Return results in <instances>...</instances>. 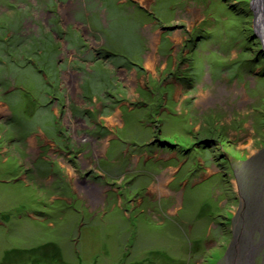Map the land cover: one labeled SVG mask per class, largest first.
<instances>
[{"label":"rangeland","instance_id":"obj_1","mask_svg":"<svg viewBox=\"0 0 264 264\" xmlns=\"http://www.w3.org/2000/svg\"><path fill=\"white\" fill-rule=\"evenodd\" d=\"M253 16L0 0V264H264L244 230L264 166Z\"/></svg>","mask_w":264,"mask_h":264},{"label":"bare ground","instance_id":"obj_2","mask_svg":"<svg viewBox=\"0 0 264 264\" xmlns=\"http://www.w3.org/2000/svg\"><path fill=\"white\" fill-rule=\"evenodd\" d=\"M255 1L253 2V5H255L256 15H258L259 20H262V17H264L262 13L264 8H261V7L257 8ZM258 175L260 177V181L256 189L253 192V195H252L253 199L250 205H248L249 210L247 212L248 214H246L247 220L245 222V227H244L245 233L247 237L249 238V240L251 241L252 249L259 247L260 245H264V166L262 167ZM245 209H247V207ZM255 230L259 231L258 232L259 235L255 234ZM242 251L244 254V252L247 250L244 247Z\"/></svg>","mask_w":264,"mask_h":264},{"label":"water","instance_id":"obj_3","mask_svg":"<svg viewBox=\"0 0 264 264\" xmlns=\"http://www.w3.org/2000/svg\"><path fill=\"white\" fill-rule=\"evenodd\" d=\"M254 1L255 0H249V5H250V8L252 9V14L254 15L252 25L254 27V30L258 31L260 37L262 38V44L264 46V17H262V20L258 19V15H256V12H255V5H253ZM255 3L257 5V8H260V7L264 8V0H256ZM262 13L264 15V10Z\"/></svg>","mask_w":264,"mask_h":264},{"label":"trees","instance_id":"obj_4","mask_svg":"<svg viewBox=\"0 0 264 264\" xmlns=\"http://www.w3.org/2000/svg\"><path fill=\"white\" fill-rule=\"evenodd\" d=\"M246 1H248V0H241V2H246ZM101 128H104V126H101ZM209 129V131H212V128L210 129V128H208ZM210 135V134H209ZM175 136H176V134H175ZM174 136V137H175ZM178 136V135H177ZM172 138V137H170V136H168V138H170V140L168 139V141H170V143H172V141H174L175 140V138ZM181 137V136H180ZM187 139V138H186ZM185 139V140H186ZM211 139H215L214 138V136H207V137H205L204 139L203 138H199V139H197L195 142H194V145H193V143H191V141H188V140H186V141H182V140H180V142L181 143H183L184 145L183 146H185L184 147V149H186V148H191V147H189L188 146V142H189V144H191V145H193V147H196L197 148V146H199L200 148H205L206 146L208 147L210 144H207L206 142L208 141V140H211ZM219 140V139H218ZM227 139L226 138H220V143L222 144V145H224V146H226V145H228V142L226 141ZM209 143V142H208ZM199 144V145H198ZM182 146V147H183ZM235 154H238V151H236L235 152ZM243 155V154H242Z\"/></svg>","mask_w":264,"mask_h":264},{"label":"flooded vegetation","instance_id":"obj_5","mask_svg":"<svg viewBox=\"0 0 264 264\" xmlns=\"http://www.w3.org/2000/svg\"><path fill=\"white\" fill-rule=\"evenodd\" d=\"M55 1H56V0H55ZM111 55H112V54H111ZM169 55H170V53H169L168 55H165V57H168V58H169ZM171 62H172V58H171ZM172 66H173V65H172ZM171 69H172V70H171ZM172 71H173V68L171 67L170 70L167 71V73H172ZM146 74H147V79H149V75H151L152 73H150V74L146 73ZM154 78H155V77H154ZM147 81H148V80H147ZM99 125L104 126L105 128H107L103 121H101V122L99 123ZM109 131H110V130L108 129V132H109Z\"/></svg>","mask_w":264,"mask_h":264}]
</instances>
